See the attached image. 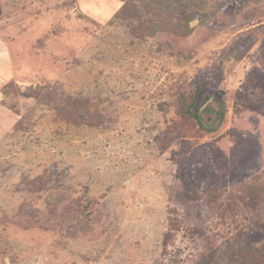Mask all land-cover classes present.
<instances>
[{
	"label": "rangeland",
	"instance_id": "obj_1",
	"mask_svg": "<svg viewBox=\"0 0 264 264\" xmlns=\"http://www.w3.org/2000/svg\"><path fill=\"white\" fill-rule=\"evenodd\" d=\"M2 45L0 264H264V0H0Z\"/></svg>",
	"mask_w": 264,
	"mask_h": 264
},
{
	"label": "crops",
	"instance_id": "obj_2",
	"mask_svg": "<svg viewBox=\"0 0 264 264\" xmlns=\"http://www.w3.org/2000/svg\"><path fill=\"white\" fill-rule=\"evenodd\" d=\"M12 63L7 58V51L0 46V80L3 78H9L13 74Z\"/></svg>",
	"mask_w": 264,
	"mask_h": 264
},
{
	"label": "trees",
	"instance_id": "obj_3",
	"mask_svg": "<svg viewBox=\"0 0 264 264\" xmlns=\"http://www.w3.org/2000/svg\"><path fill=\"white\" fill-rule=\"evenodd\" d=\"M187 112H189V111H187ZM192 116H193V118H195L199 128L202 130H205L207 132L216 131L220 127L221 122H222V119H220L215 125H213V124L211 125L210 123H204V121H202V120L200 121L197 113L192 114Z\"/></svg>",
	"mask_w": 264,
	"mask_h": 264
}]
</instances>
